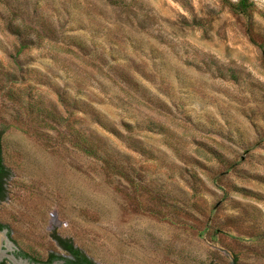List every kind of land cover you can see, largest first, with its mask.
<instances>
[{"label": "rangeland", "instance_id": "1", "mask_svg": "<svg viewBox=\"0 0 264 264\" xmlns=\"http://www.w3.org/2000/svg\"><path fill=\"white\" fill-rule=\"evenodd\" d=\"M250 1L244 15L221 0H0V223L18 247L264 264V0Z\"/></svg>", "mask_w": 264, "mask_h": 264}, {"label": "trees", "instance_id": "2", "mask_svg": "<svg viewBox=\"0 0 264 264\" xmlns=\"http://www.w3.org/2000/svg\"><path fill=\"white\" fill-rule=\"evenodd\" d=\"M225 5H227L233 12L239 13V14H248L250 11L253 10L254 4L250 0H237L236 2H232L229 0H221ZM49 26H52L51 24ZM10 29V27H9ZM16 35L20 36V33L18 29L14 31ZM20 45L18 51L21 52L25 48L29 47L30 45L19 39ZM151 129L155 128L154 125L149 127ZM81 138L82 143L80 144V147H82L86 152L90 153L91 155H96V152L93 149L92 143L89 141V139L85 136H78V138ZM92 150H91V149ZM9 175V171L6 168V165L4 163L3 159V146L2 141L0 139V202L4 201L5 199V179ZM5 228L4 225L0 223V229ZM10 236V231H9ZM57 244L63 249L66 254H68L71 258L63 257L61 255H57L54 253H50L47 258V263L54 262V260H61L64 259L66 261L65 264H95L92 259H90L85 253L82 252V250L78 247H76L70 239H65L61 237H56ZM17 256H22L24 258H28L30 261L35 263H45L46 261H40L34 257H31L30 254L27 252H24L23 250H18L16 252ZM2 262L1 264H3Z\"/></svg>", "mask_w": 264, "mask_h": 264}, {"label": "water", "instance_id": "3", "mask_svg": "<svg viewBox=\"0 0 264 264\" xmlns=\"http://www.w3.org/2000/svg\"><path fill=\"white\" fill-rule=\"evenodd\" d=\"M26 250L18 247L16 245V234L7 227L0 229V264H65L66 261L64 259L56 260L52 263H35L30 261L28 258H24L22 256H17L16 252L18 250Z\"/></svg>", "mask_w": 264, "mask_h": 264}, {"label": "flooded vegetation", "instance_id": "4", "mask_svg": "<svg viewBox=\"0 0 264 264\" xmlns=\"http://www.w3.org/2000/svg\"><path fill=\"white\" fill-rule=\"evenodd\" d=\"M61 256H63V257H67V258H71L69 255H61ZM55 261V260H54ZM45 263H47V261L45 262ZM52 263V262H51Z\"/></svg>", "mask_w": 264, "mask_h": 264}]
</instances>
